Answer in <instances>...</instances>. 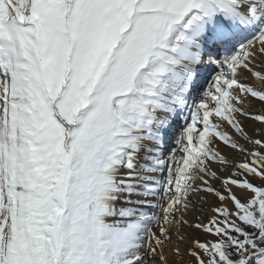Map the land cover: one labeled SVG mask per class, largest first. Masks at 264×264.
<instances>
[{
	"label": "snow or ice",
	"instance_id": "obj_1",
	"mask_svg": "<svg viewBox=\"0 0 264 264\" xmlns=\"http://www.w3.org/2000/svg\"><path fill=\"white\" fill-rule=\"evenodd\" d=\"M0 264H264V0H0Z\"/></svg>",
	"mask_w": 264,
	"mask_h": 264
}]
</instances>
